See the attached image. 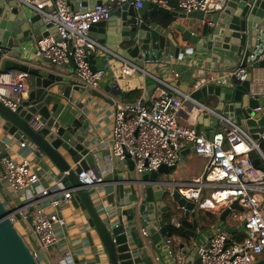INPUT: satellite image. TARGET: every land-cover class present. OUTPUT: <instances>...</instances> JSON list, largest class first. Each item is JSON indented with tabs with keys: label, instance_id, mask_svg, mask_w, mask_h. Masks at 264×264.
Here are the masks:
<instances>
[{
	"label": "water",
	"instance_id": "obj_1",
	"mask_svg": "<svg viewBox=\"0 0 264 264\" xmlns=\"http://www.w3.org/2000/svg\"><path fill=\"white\" fill-rule=\"evenodd\" d=\"M67 4L73 11L79 12L92 10L94 6H108L109 20L92 26L88 36L96 42L99 49L116 53L140 67H143L144 59L150 52L181 60L185 55H196L204 49H217L236 54L237 62L242 58L241 64L247 68L250 49L258 42L257 32H264V0H226L225 6L212 15L200 12L184 14L147 1L139 9L132 3L118 5L117 0L110 5H107L106 0H67ZM157 14L171 16L176 21L183 20L186 23H172L170 34L167 31L170 26L164 27L156 22ZM196 22H210L213 28L204 27L197 32ZM107 31L119 34L120 38L112 40L114 35L110 33L112 38L109 39ZM173 32L178 38L174 37ZM50 33H56V30L52 24H46L43 15L28 9L18 0H0L2 50L12 52L15 58H19L21 48H27ZM168 34L171 41L165 40ZM187 43L193 46L187 48ZM111 45H116V48ZM88 60L92 69H95L92 65L94 56L89 55ZM37 63L21 64L15 69L27 74L28 89L15 111L0 101L2 130L18 142L34 144L56 170L53 173L56 179L73 190V198L94 234L93 238L89 234L88 239L94 264H155L154 256L160 264H166L161 255L162 247L171 238L184 240L179 243L175 239L171 241L170 255H174L175 259L172 262L200 264L198 253L201 247L209 246L206 241L211 237V231L198 235L195 212L197 205L186 200L173 187L171 178L160 180L162 176L169 175L175 165H162L156 171L134 180L131 174L133 163L128 161L129 173L125 178L116 175L112 179L113 192L105 198L108 203L115 204V217L99 210L91 195V188H84L77 177L80 172L88 169L97 171L94 153L84 146V139L67 126L62 107L70 99L71 91H82L93 96L99 94L82 87L71 76L58 73V68H65L67 65L57 67L47 59ZM11 66V63L5 65L7 70ZM248 68L250 70L245 81L235 89L204 85L192 90L189 98L200 100L201 106L205 107L206 97L214 96L217 106L212 110L213 114L234 119L251 139L257 140L258 134L264 132V98L255 100L244 96V93L252 80L251 69H264V61L255 62ZM154 89L155 84L147 87L142 99H148ZM257 107L261 111L255 113L253 110ZM34 115L40 116L44 121V127L40 131H35L30 126ZM3 149L4 145L0 143V151ZM127 186L131 192L126 197ZM125 199L130 200L129 208L124 205ZM235 209L241 208L233 201L221 213L220 221L223 222ZM180 213L183 218H191L194 230L179 227L182 236L171 235V226L164 219ZM25 230L31 234L28 228L25 227ZM221 231L229 235L237 231L243 233L244 224L238 229L224 227ZM34 241L32 248L12 222L8 209L0 200V264H48L35 239ZM34 251H38V257ZM255 264H264V261Z\"/></svg>",
	"mask_w": 264,
	"mask_h": 264
},
{
	"label": "built area",
	"instance_id": "obj_2",
	"mask_svg": "<svg viewBox=\"0 0 264 264\" xmlns=\"http://www.w3.org/2000/svg\"><path fill=\"white\" fill-rule=\"evenodd\" d=\"M18 1L43 15L46 24H52L56 30V33H50L35 42L34 55L37 60L47 59L57 67L72 64L75 80L82 87L97 90L101 81L110 73L114 80L123 79L125 82H135L137 78L142 80L145 77L155 80L157 93L151 94L148 99L114 103L110 138L103 143L104 151L123 163L125 174L129 173L127 162L131 161L134 180L156 171L162 165L174 166L187 149L194 156L207 159L203 176L186 184L189 194H180L202 210L221 203L229 206L236 201L242 213L235 218V223L238 227L244 224V232L241 240L237 241L222 231L212 234L206 241L209 246L199 250L200 264H255L264 254V167L261 168V165L264 166V153L260 148L264 132L258 134L257 140H253L234 119L217 114V130L211 135L179 124L178 116L184 103L192 99L176 86L152 77L145 69V66L165 67L168 63L166 58H146L143 67H140L120 55L99 49L96 42L88 36L92 26L109 20L108 6H94L92 10L79 12L73 11L67 0ZM144 1L168 7L167 0H117V3H132L139 9ZM106 2L110 5L114 0ZM225 2L226 0H176V11L212 15L220 11ZM207 24L213 26L210 22ZM257 35L259 41L261 33L258 31ZM87 49L95 50L104 59L102 67L92 69L88 60L90 50ZM8 57L9 53L0 48V63ZM251 58L263 61L264 50L256 55L250 53L248 59ZM228 59L233 60L234 57L229 56ZM221 61L214 57L211 64L215 68L199 69L201 78L193 85L194 89L204 85L235 89L245 81L248 71L242 64L227 70L221 69ZM192 68L183 67L185 70ZM171 73L175 79L179 77L177 71L171 70ZM5 75L14 76L16 81L9 88L11 97L0 96V101L15 111L23 96L21 90L27 74L8 69ZM244 96L255 100L264 98V81L251 80ZM64 103L69 104L68 101ZM200 110L214 113L203 106H200ZM253 111L259 112L261 108L257 107ZM30 126L35 131H40L44 127V121L40 116L34 115ZM20 147L30 150L33 156L40 154L32 143L21 142ZM77 177L78 182L87 189L103 183L98 171L93 169L82 171ZM2 183L8 186L15 201L12 207L6 206L10 219L18 225L17 228H28L48 264H75L70 261L69 252L60 250L56 234V227L65 226V219L59 210L70 204L74 196L73 190L66 188L60 180L55 181L51 187L42 188L40 176L28 158L14 162L10 158L1 157L0 184ZM203 189L211 191L209 198L201 199ZM218 194L221 195L219 200L215 199ZM141 231L144 232L142 229ZM167 243L168 246L171 245V241ZM34 252L38 257V251Z\"/></svg>",
	"mask_w": 264,
	"mask_h": 264
},
{
	"label": "crops",
	"instance_id": "obj_3",
	"mask_svg": "<svg viewBox=\"0 0 264 264\" xmlns=\"http://www.w3.org/2000/svg\"><path fill=\"white\" fill-rule=\"evenodd\" d=\"M169 10H176V0H167ZM119 22V20H118ZM173 24L184 25L186 21L178 20L172 22ZM197 23V22H196ZM172 26H170L167 31L172 33ZM196 31L200 32L206 28L212 29L213 26H209L206 22H198L196 24ZM198 28V29H197ZM110 33L114 35L116 40L120 38V35L107 31V36H110ZM165 38L167 41H171L169 35ZM174 34V32H173ZM261 38L257 42V45L251 47L250 53L259 54L264 50V32L261 31ZM166 35V33H165ZM98 36V34H97ZM100 36V35H99ZM175 38H178L174 34ZM108 39V40H109ZM113 48H116V45H111ZM193 45L187 43L186 47L190 48ZM35 42L28 45L26 49L21 48V54L19 58H15L12 52H8L10 57L7 60H4L0 63V96L4 98L11 97L10 86L13 85L16 81L14 76L5 75L6 67L5 65L11 63L12 66L10 69H17L21 64H34L37 65L42 63L43 60H37L34 55ZM253 51V52H252ZM116 54V53H115ZM89 55L94 56L92 65L94 68H100L103 66L104 59L100 57L99 53L95 50H90ZM118 55V54H117ZM162 56L168 60V63L165 67L161 66H145V69L152 74V77L163 81L171 86H176L183 94L190 96L192 90H194L193 85L201 78L199 69L202 68H215L211 64V60L214 57L221 59V69L231 70L241 65L242 58H239L237 62L236 54H232L229 51L212 49L201 50L196 55H185L183 59H173L159 55L157 52H150L146 58ZM233 56V60H229L228 57ZM145 58V59H146ZM144 59V60H145ZM256 59V57H255ZM255 59H248V67L252 66L256 61ZM264 61V60H263ZM239 64V65H238ZM42 65V64H41ZM191 66V70H185L183 67ZM54 67V66H53ZM246 68L247 71L250 68ZM58 73L61 75L71 76L75 80L74 68L72 64H68L65 68H58ZM171 70H175L179 73V77L175 79L171 73ZM252 80L253 81H264V69H251ZM138 80L125 82L123 79L114 80L112 74L106 76L100 83V86L95 90L99 96H93L86 94L82 91H71L70 99L68 100L69 104L64 103L63 111L66 116L67 126L74 131L78 136H81L84 139V146H86L91 152L94 153L95 166L100 174L103 185L96 186L91 188L90 192L92 197L96 200L99 210L107 212L112 217H115V204H110L106 201V197L112 194L113 188L111 186L112 179L117 175L119 178H125L126 174L123 173V163L115 160L109 153L104 151L103 143L110 138L111 126L113 121V105L114 103L123 102V103H132L138 100H141L144 93L146 92L147 87L155 84L154 79L145 77L137 78ZM138 82V83H136ZM28 89V84L25 81L24 87L21 90L23 96L26 95ZM156 88L153 90L152 95L156 94ZM200 100H189L184 103L182 110L178 116V122L181 125L189 126L195 128L196 130L206 134L211 135L215 130H217V117L211 112H203L200 110L201 106ZM217 106V100L214 96H207L205 107L214 110ZM62 111V109H61ZM229 117V112H227ZM77 121V123H74ZM3 121L0 119V143L4 145V149L0 151V158L7 157L13 160L14 162H20L22 158H28L32 163L33 167L37 170L40 176V186L42 188L51 187L54 185L55 181H58L54 176L56 171L52 165L42 156L41 154L32 155L30 150L27 148H21L20 143L14 140L10 135L2 130ZM208 164V160L204 158H198L194 156L190 149H187L182 152L178 162L175 164L174 170H172L169 175L162 176L160 180H166L171 178V184L173 187L182 192L183 194H189V187L186 185L193 180L199 179L204 174L205 166ZM127 197L130 194V189L127 186L125 188ZM207 192V197L209 198L210 190L203 189L201 191L202 195ZM0 200L5 206L12 207L15 203L13 194L10 192L8 186L5 183L0 184ZM130 200L125 199L124 205L126 208L130 206ZM229 206L223 205V203L214 205L208 210L195 209L196 211V221L198 225V230L196 231L198 235L202 236L203 232L210 230L211 235L217 231H221L224 227H229L232 229H238L234 218H232L231 212L226 216L225 220L220 221L221 213ZM51 211V210H48ZM198 211L212 214L216 221L209 225L208 228L202 229V223L198 220ZM60 215L65 219L64 227H56V234L59 238V248L63 252H69L71 254L70 261L75 264H94L93 255L90 251L89 246V234L94 237L93 232L90 230L87 221L80 210L77 202L72 198L68 206H63L59 210ZM115 219V218H114ZM166 224L170 226H175L176 228L183 227L186 230H194L191 218H183L182 214H177L174 217L164 219ZM184 223H187V226H184ZM205 224V223H204ZM23 232L21 234L24 236L28 244L33 248L34 238L29 234L24 227L20 228ZM20 231V230H19ZM236 234L242 237V232L237 231L233 235H229L232 240H236ZM183 242L184 240H177V238H171L167 241L174 240ZM237 241V240H236ZM162 250V258L166 264H177L172 262L174 255H170V250L168 244H165ZM155 264H160V261L154 256ZM258 261H264V254L260 256ZM257 261V262H258Z\"/></svg>",
	"mask_w": 264,
	"mask_h": 264
},
{
	"label": "trees",
	"instance_id": "obj_4",
	"mask_svg": "<svg viewBox=\"0 0 264 264\" xmlns=\"http://www.w3.org/2000/svg\"><path fill=\"white\" fill-rule=\"evenodd\" d=\"M155 19H156L157 23H159L160 25H162L164 27L170 26L172 24V22L174 21L173 17H171V16H163V15H160V14H157L155 16ZM260 148H261L262 152L264 153V141L261 142ZM197 214H198V220L205 223V224L202 223V226H201L202 229L208 228L210 224H212V223H214L216 221V218L210 213H205V212H202V211H198ZM235 218L236 217H234V220H235ZM184 226L188 227L189 225H187V223H184ZM169 233L171 235L182 236V233L175 226H171ZM236 237H237L236 240H241V238H242L241 236H239V234H236Z\"/></svg>",
	"mask_w": 264,
	"mask_h": 264
},
{
	"label": "rangeland",
	"instance_id": "obj_5",
	"mask_svg": "<svg viewBox=\"0 0 264 264\" xmlns=\"http://www.w3.org/2000/svg\"><path fill=\"white\" fill-rule=\"evenodd\" d=\"M208 190V189H207ZM205 197H207V192H205L203 195H202V198L201 199H203V198H205ZM241 213H242V211L241 210H239V209H235V210H233V212H231V216L234 218V217H238V216H240L241 215ZM16 226H18V225H16ZM19 230H20V232H23L20 228H18ZM25 239V238H24Z\"/></svg>",
	"mask_w": 264,
	"mask_h": 264
},
{
	"label": "bare ground",
	"instance_id": "obj_6",
	"mask_svg": "<svg viewBox=\"0 0 264 264\" xmlns=\"http://www.w3.org/2000/svg\"><path fill=\"white\" fill-rule=\"evenodd\" d=\"M220 196H221L220 194L216 195V196H215V199H218V200H219V199H220V198H219Z\"/></svg>",
	"mask_w": 264,
	"mask_h": 264
}]
</instances>
